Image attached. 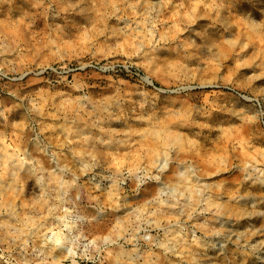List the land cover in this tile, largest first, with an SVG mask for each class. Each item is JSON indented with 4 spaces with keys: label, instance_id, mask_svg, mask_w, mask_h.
<instances>
[{
    "label": "rangeland",
    "instance_id": "obj_1",
    "mask_svg": "<svg viewBox=\"0 0 264 264\" xmlns=\"http://www.w3.org/2000/svg\"><path fill=\"white\" fill-rule=\"evenodd\" d=\"M0 264H264V0H0Z\"/></svg>",
    "mask_w": 264,
    "mask_h": 264
},
{
    "label": "bare ground",
    "instance_id": "obj_2",
    "mask_svg": "<svg viewBox=\"0 0 264 264\" xmlns=\"http://www.w3.org/2000/svg\"><path fill=\"white\" fill-rule=\"evenodd\" d=\"M76 128V127H75Z\"/></svg>",
    "mask_w": 264,
    "mask_h": 264
}]
</instances>
